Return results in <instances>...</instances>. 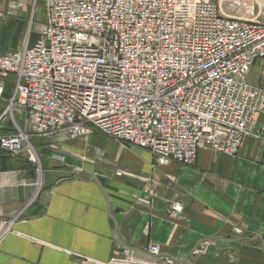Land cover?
<instances>
[{"label": "built area", "instance_id": "2783aa9c", "mask_svg": "<svg viewBox=\"0 0 264 264\" xmlns=\"http://www.w3.org/2000/svg\"><path fill=\"white\" fill-rule=\"evenodd\" d=\"M45 9L32 47L0 51L1 98L16 81L5 113L18 106L30 118L27 131L0 137L11 155L36 162L32 137L98 132L149 152L154 166H191L201 149L238 155L264 116V86L250 80L264 60V0H45ZM129 252L110 264H129Z\"/></svg>", "mask_w": 264, "mask_h": 264}, {"label": "crops", "instance_id": "0c3cea01", "mask_svg": "<svg viewBox=\"0 0 264 264\" xmlns=\"http://www.w3.org/2000/svg\"><path fill=\"white\" fill-rule=\"evenodd\" d=\"M39 1L0 0V51L34 45ZM15 84L10 76L0 97V137L14 133L5 109ZM263 118L238 155L201 149L191 166H154L149 152L108 137L98 147V132L34 137L36 162L26 150L0 153V230L11 222L0 264H110L124 249L129 264H264Z\"/></svg>", "mask_w": 264, "mask_h": 264}, {"label": "rangeland", "instance_id": "374dc122", "mask_svg": "<svg viewBox=\"0 0 264 264\" xmlns=\"http://www.w3.org/2000/svg\"><path fill=\"white\" fill-rule=\"evenodd\" d=\"M238 10H239V8H238ZM241 10H243V9H241ZM36 12H37V20L39 21V25H40V26H38L39 27L38 31L40 33V31H41V29L43 27V22L40 23V21H43L42 20L43 17L46 18L45 0H40L39 1V6H38ZM233 14H235V15L242 14L243 15V12H241V13L234 12ZM250 80L253 83H255V84L264 86V60L258 61L252 67V72L250 74ZM11 98H12V95L7 99L8 100V103H7L8 105H7L6 109H5V112L7 111V108L11 105ZM17 110L19 111V115L16 114V113H18V112H16ZM5 114H6V118L10 119V121L13 122L14 132L19 130V129H22L24 131H27L29 129L30 118H29L28 111L26 109L19 108L18 106H13ZM94 138L96 139L95 141H93ZM94 138H92V141L95 144H96V141H97L98 142L97 143L98 147H105V145L107 143L106 142V140H107L106 138L107 137H105L102 134H98ZM30 142H31L32 145L33 144L35 145L36 139L34 137H32V138H30Z\"/></svg>", "mask_w": 264, "mask_h": 264}, {"label": "water", "instance_id": "95a60500", "mask_svg": "<svg viewBox=\"0 0 264 264\" xmlns=\"http://www.w3.org/2000/svg\"><path fill=\"white\" fill-rule=\"evenodd\" d=\"M93 180H95V182L97 183V185L103 190V187L101 186L98 178L97 177H93Z\"/></svg>", "mask_w": 264, "mask_h": 264}, {"label": "trees", "instance_id": "16d2710c", "mask_svg": "<svg viewBox=\"0 0 264 264\" xmlns=\"http://www.w3.org/2000/svg\"><path fill=\"white\" fill-rule=\"evenodd\" d=\"M0 153L2 154V153H8V152H6V151H4L3 149L0 148Z\"/></svg>", "mask_w": 264, "mask_h": 264}]
</instances>
